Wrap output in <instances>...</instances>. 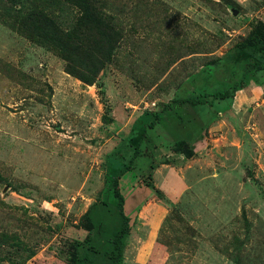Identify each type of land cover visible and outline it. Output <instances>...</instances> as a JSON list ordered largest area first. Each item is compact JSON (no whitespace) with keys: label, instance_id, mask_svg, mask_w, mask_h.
<instances>
[{"label":"rangeland","instance_id":"obj_1","mask_svg":"<svg viewBox=\"0 0 264 264\" xmlns=\"http://www.w3.org/2000/svg\"><path fill=\"white\" fill-rule=\"evenodd\" d=\"M56 2L15 9L44 5L66 27L75 11ZM91 2L104 14L87 47L105 38L116 51L88 84L0 1V264H72L88 208L115 204L119 176L133 227L123 264H264V70L205 113L174 100L223 88L214 66L243 68L237 44L264 22V0ZM187 138L191 158L172 149Z\"/></svg>","mask_w":264,"mask_h":264},{"label":"trees","instance_id":"obj_2","mask_svg":"<svg viewBox=\"0 0 264 264\" xmlns=\"http://www.w3.org/2000/svg\"><path fill=\"white\" fill-rule=\"evenodd\" d=\"M0 1L9 5V8L12 6V11L16 10L13 21L18 22L23 30H29L42 46L48 47L60 55L66 62L67 72L85 83L91 84L95 81L97 75L116 51L114 46H108L105 38L100 39V46L89 49L86 45V43L91 45V21L102 18L104 14L101 12V10L103 11L101 5L94 4L91 0H58L60 2H56L55 6L59 9H63L62 3H64L75 11V19L69 22L66 27L58 22L55 16L52 17L44 5H41V8H20L17 10L15 9L17 0H12L10 4L7 0ZM7 20L12 25L11 18H7ZM101 22L100 19L99 23ZM114 37L115 35L112 36V39ZM237 49L246 59L242 69L238 68L235 63L227 68V65L220 64L214 66L209 72L211 75L221 73V81L224 82L223 88L210 91L204 87L205 83H199L197 89L191 90V92L184 86L181 88L184 89V94L178 93L174 100L179 103H189L205 113L208 105H213L216 100L226 101L233 98L236 91L244 86L250 73L264 70V22L260 21L252 32L237 44ZM206 71L203 69L198 74L191 76L188 83L186 82L188 86L196 82L198 76L203 75ZM208 74L206 73V75ZM170 110H173L172 105L167 103L151 112L150 115L153 118L149 123L143 122L146 126L139 132L145 134L147 129L154 128L162 119L163 113ZM133 130L135 131L137 128L133 126ZM172 149L184 154L187 158H191L195 153L188 138L175 141ZM134 152L136 157L140 152L138 146L135 147ZM133 161L134 158L123 169L122 174L132 170ZM112 187L113 196L116 199L115 204L107 206V203L101 201L102 199L99 197L88 208L86 212L89 224L88 235L83 241L77 242L75 252L71 257L72 264H123L124 248L133 228L132 217L125 209L126 200L120 187V176L112 181ZM106 217L111 218L105 221ZM102 236L106 237L108 243L107 247L104 246L103 249L99 247L101 246L99 238Z\"/></svg>","mask_w":264,"mask_h":264}]
</instances>
